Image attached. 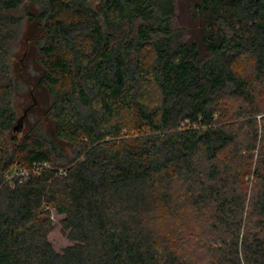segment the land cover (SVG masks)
Instances as JSON below:
<instances>
[{
  "label": "trees",
  "instance_id": "obj_1",
  "mask_svg": "<svg viewBox=\"0 0 264 264\" xmlns=\"http://www.w3.org/2000/svg\"><path fill=\"white\" fill-rule=\"evenodd\" d=\"M0 264H264V0H0Z\"/></svg>",
  "mask_w": 264,
  "mask_h": 264
},
{
  "label": "rangeland",
  "instance_id": "obj_2",
  "mask_svg": "<svg viewBox=\"0 0 264 264\" xmlns=\"http://www.w3.org/2000/svg\"><path fill=\"white\" fill-rule=\"evenodd\" d=\"M26 30L27 26L24 24L21 29V35H19L14 45L12 56L13 74L16 83L19 86L18 93L14 98V108L17 112L18 119H21L25 111L34 104L32 95L33 86L31 83H35L37 81V77L40 74V69L36 60V48L31 45L28 50V47L25 43L23 32ZM27 51H29L28 56L25 55ZM36 98L38 100V107L34 109V112L30 117V121L34 122L39 119L43 105L48 102L46 95H41L39 97L37 96L35 99ZM23 126L25 127L26 124ZM18 133L21 136L22 131ZM53 219L56 228L49 236V240L56 251L61 252L66 247L73 245V243L70 242L62 233V228L60 225V220L62 217L54 214Z\"/></svg>",
  "mask_w": 264,
  "mask_h": 264
}]
</instances>
